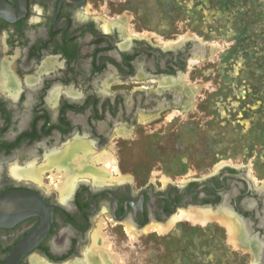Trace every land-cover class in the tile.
<instances>
[{
  "label": "flooded vegetation",
  "instance_id": "1",
  "mask_svg": "<svg viewBox=\"0 0 264 264\" xmlns=\"http://www.w3.org/2000/svg\"><path fill=\"white\" fill-rule=\"evenodd\" d=\"M98 3L0 0V193L17 191L33 206L41 196L48 214L0 225V264H10L17 247L15 264H117L105 228L119 224L131 238L128 228L136 234L181 210L229 218L250 258L244 263L264 264V182L244 167L220 162L181 180L82 175L63 192L50 175L22 176L60 154L73 136L108 146L119 124L128 131L143 114L192 106L194 88L179 77L213 46L127 32L95 14Z\"/></svg>",
  "mask_w": 264,
  "mask_h": 264
},
{
  "label": "rangeland",
  "instance_id": "2",
  "mask_svg": "<svg viewBox=\"0 0 264 264\" xmlns=\"http://www.w3.org/2000/svg\"><path fill=\"white\" fill-rule=\"evenodd\" d=\"M98 4L95 14L127 32H143L149 40L168 44L193 36L215 50L192 58L179 77L194 88L188 111L143 114L128 131L119 124L108 146L98 148L88 138L73 136L64 147L79 141L90 147L93 156L113 154L120 173L112 169L107 178L126 174L139 180H181L228 162L264 182V0H99ZM48 157L39 177L50 175L57 187L65 172L47 168L53 155ZM95 161H91L95 169L104 166ZM83 167L78 178L94 170L89 163ZM191 222H177L163 233L154 229L156 225L134 237L128 231L131 238L123 236L119 224L104 230H110L106 234L112 235L109 240L119 253L114 254L115 249L111 253L117 264H248L244 262L250 258L217 217L205 225Z\"/></svg>",
  "mask_w": 264,
  "mask_h": 264
},
{
  "label": "bare ground",
  "instance_id": "3",
  "mask_svg": "<svg viewBox=\"0 0 264 264\" xmlns=\"http://www.w3.org/2000/svg\"><path fill=\"white\" fill-rule=\"evenodd\" d=\"M161 39V38H160ZM179 39V38H178ZM165 42V41H164ZM195 59V58H194ZM192 60V59H191ZM194 62V60H193ZM187 77V76H186ZM178 112V111H177ZM172 114V113H171ZM170 114V115H171ZM174 114V113H173ZM143 118V117H142ZM73 143V144H72ZM80 151H82V154L79 153ZM108 153V152H107ZM112 154V153H111ZM113 155V154H112ZM110 155V154H102L101 155H97V156H93L91 149L88 145H86L84 142H79L76 141L71 142V144H69L64 151H62L60 154H57L53 157H51L49 159L48 164H47V168H58L60 171L64 170L65 173H63V178L62 181L60 183H58L57 187L60 188V190L63 191H68L70 190V188L73 186L74 181L76 179V176L79 172L84 171V167L83 165H86L87 163H89V167L90 169L93 168L94 170H88L86 172V174L89 176L91 175L92 178L94 177V180L96 181H103L106 180V178L108 176H112V173L110 170L115 169L116 172L120 173V169H119V165L116 163V158L114 159V157ZM95 160H99L101 162H104V166L101 168L96 167V169L93 167V165H91V161L96 162ZM78 164H82V166L78 165ZM95 164V163H94ZM46 164L43 165V167ZM43 167H39L42 168ZM87 167V166H86ZM39 168H30V169H25L21 174L22 176H27V177H32V178H38L40 176V169ZM84 168V169H83ZM19 173V172H17ZM15 174V173H14ZM62 174V173H61ZM80 174V173H79ZM81 174H83L81 172ZM85 175V174H84ZM81 176V175H80ZM61 177V176H60ZM78 177V176H77ZM110 178V177H109ZM212 218V216H208L207 214H203V213H196L193 211H187V210H181L179 213L174 214L165 224H157L155 229H158V231L160 232H164L166 231L171 225L177 223V222H181V221H192L193 223H198V224H202L205 225L207 222H209V220ZM218 220L226 225L227 229L230 231L229 233H231V236L234 238V243H236V233L238 232V226L229 218L227 217H223L220 216L218 217ZM103 221V220H102ZM191 222V223H192ZM103 224V223H102ZM101 223H99V226L97 228V230H95L96 232H94V242L95 244L99 241V235H100V226L102 225ZM103 226V225H102ZM102 228V227H101ZM131 229L128 228V231L131 233L132 237L133 236V230L130 231ZM102 232V231H101ZM160 232V233H161ZM230 235V234H229ZM106 240V239H105ZM107 241V240H106ZM105 241V242H106ZM107 243V242H106ZM103 244V243H102ZM109 243H107L106 245L108 246ZM104 245V244H103ZM106 245H104V250L106 249L109 252V249H107ZM95 246V245H93ZM97 246V245H96ZM95 246V247H96ZM106 246V247H105ZM109 247V246H108ZM95 252V249H93ZM97 250V249H96ZM106 252V253H108ZM111 252V251H110ZM97 254V253H95ZM113 254V253H112ZM115 254V253H114ZM113 254V255H114ZM117 255V254H116ZM115 255V256H116ZM89 256V255H88ZM110 256H112L110 254ZM109 256V257H110ZM114 259H111V258ZM110 259L113 261H118V258L116 259V257L112 256ZM102 258V257H101ZM110 260V261H111ZM120 260V259H119ZM106 261V260H105ZM108 261V260H107ZM110 263V262H109ZM122 263V262H121ZM120 263V264H121Z\"/></svg>",
  "mask_w": 264,
  "mask_h": 264
},
{
  "label": "water",
  "instance_id": "4",
  "mask_svg": "<svg viewBox=\"0 0 264 264\" xmlns=\"http://www.w3.org/2000/svg\"><path fill=\"white\" fill-rule=\"evenodd\" d=\"M188 39L195 40L197 45L199 47H203L201 44L202 41L197 37L189 36ZM210 50L213 52L215 48H210ZM22 194L17 191H10L7 193H0V225H11L17 222V220L29 216L34 213L42 214V216H45L47 213H45V210L47 208V201L39 196L38 202L39 205H36L34 200V206L32 205V201H25L24 198L21 196ZM23 202V205L20 204V201ZM48 215V214H47ZM46 215V216H47ZM48 217V216H47ZM21 254L19 253L18 247L14 249V251L10 255V264H15L17 257H19Z\"/></svg>",
  "mask_w": 264,
  "mask_h": 264
}]
</instances>
